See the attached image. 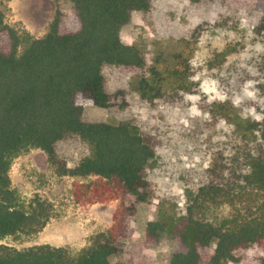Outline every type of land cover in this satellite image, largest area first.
Returning <instances> with one entry per match:
<instances>
[{"label":"trees","instance_id":"1","mask_svg":"<svg viewBox=\"0 0 264 264\" xmlns=\"http://www.w3.org/2000/svg\"><path fill=\"white\" fill-rule=\"evenodd\" d=\"M188 1L198 8L217 0ZM70 2L78 30L63 31L64 15L57 10L48 33L35 38L6 23L0 1V242L38 235L55 216L49 201L39 195L26 200L13 187L15 159L32 150L44 152L58 176L88 180L74 184L78 203L130 200L116 209L113 225L92 236L77 254L68 247L20 250L0 244V264H112L134 236L138 204L153 198L148 168L165 145L163 137L136 122L112 125L83 119L86 104L107 110L115 106L106 67L146 68L141 50L124 43L121 32L134 11L149 10L151 0ZM253 33L263 41L264 16ZM221 56L225 54L215 62L221 64ZM192 70L189 57L166 74L150 69L138 92L144 101L163 98L176 105L177 97L181 101L184 93L195 94L200 87ZM243 76L219 82L240 90L247 80ZM256 87L257 98L240 103L204 99L202 114L183 132L187 143L212 150V156L182 212L147 224L148 245H158L164 236L178 242L170 264L239 263L251 249L263 253L264 264V82ZM71 138L91 147V155L76 167L58 156V145Z\"/></svg>","mask_w":264,"mask_h":264},{"label":"rangeland","instance_id":"2","mask_svg":"<svg viewBox=\"0 0 264 264\" xmlns=\"http://www.w3.org/2000/svg\"><path fill=\"white\" fill-rule=\"evenodd\" d=\"M6 23L35 38L44 37L60 10L64 15L62 30L75 31L79 23L70 0H0ZM264 16V0H217L194 7L188 0H151L148 11H134L129 24L121 32L128 45L137 46L146 61L145 69L106 67L107 90L116 95L112 109L86 104L83 119L89 123L118 125L136 122L159 133L165 145L158 150L148 168L153 185V198L138 204L133 221L134 236L112 264H170L179 244L164 236L158 245L146 243V228L150 221L178 216L190 195L201 185L205 169L210 165L212 150L200 149L185 140L183 132L195 116L201 115L200 104L227 98L240 103L256 97V83L264 82V39H257L255 26ZM221 64L215 62L218 55ZM189 57L193 78L200 87L195 94H183L177 104L157 98L144 101L138 85L150 69L166 74L181 67ZM214 66V68L211 66ZM243 74L247 77L240 90L223 85L220 79ZM171 87L165 86V91ZM180 93V92H179ZM179 102V103H178ZM255 110V109H254ZM224 130H229L224 127ZM220 141L219 135L216 137ZM91 155V147L76 138L58 145V156L76 167ZM13 187L26 200L39 195L54 208V218L38 235L8 237L0 244L25 250L37 245L68 247L74 254L85 248L90 238L113 225V215L122 202L78 203L73 194L74 184L88 182L74 177H60L41 150H32L15 159L10 172ZM230 209L226 214L231 213ZM263 253L251 249L242 253L239 263L260 264Z\"/></svg>","mask_w":264,"mask_h":264}]
</instances>
